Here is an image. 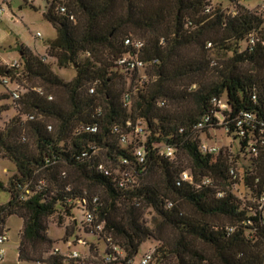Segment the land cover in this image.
I'll list each match as a JSON object with an SVG mask.
<instances>
[{"label": "trees", "instance_id": "1", "mask_svg": "<svg viewBox=\"0 0 264 264\" xmlns=\"http://www.w3.org/2000/svg\"><path fill=\"white\" fill-rule=\"evenodd\" d=\"M42 1L43 17L56 31L46 51L54 62L46 63L21 46L20 69L0 64V102L9 99L17 110L0 128V154L17 171L5 189L10 199L0 205V234L6 217L23 219L18 261L104 264L112 243L123 256L106 264H129L140 245L154 239L158 244L151 264H264V224L256 211V201L264 195V145L251 157L236 134V117L243 111L255 117V133L264 126V15L259 7L250 10L239 0H230L229 8L212 6L208 0ZM126 38L144 43L138 56L142 69H151L149 76H138L134 94L131 88L123 92L116 86L122 74L140 71L118 64L120 58L136 54L124 44ZM53 66L73 67L74 78L64 82ZM2 78L21 84L18 99L12 98ZM32 79L41 84H23ZM33 88L42 89L43 95ZM127 93L130 105L124 106ZM214 99L227 108L215 106ZM7 109L0 105V114ZM207 116L210 121L198 129ZM89 124L97 125L95 133L82 131ZM138 127L141 132H136ZM215 128L238 139L241 152L249 157L241 178L244 199L232 191L239 182L229 176L234 167L229 158L220 151L202 152V142L193 138ZM169 147L173 158L166 156ZM100 150L118 166L117 174L98 160ZM178 151L186 155L188 168L175 164ZM63 164L77 170L75 182L66 180V171L59 169ZM99 164L110 168L111 174L99 173ZM183 171L192 175V185L180 181ZM155 172L158 179H145ZM121 173L130 180L124 186L119 185ZM203 179L211 185H202ZM83 180L99 194L86 190ZM217 191L224 195L217 197ZM93 197L98 198L94 221L88 224L83 219L82 226L105 242L104 256L98 262L59 252L43 256L52 245L49 219H73L74 210L93 209ZM144 208L154 214L150 222L144 218ZM213 216L230 222L213 224ZM165 229L172 236L165 237ZM71 235L66 231L67 237ZM92 249L97 252L91 244Z\"/></svg>", "mask_w": 264, "mask_h": 264}, {"label": "rangeland", "instance_id": "2", "mask_svg": "<svg viewBox=\"0 0 264 264\" xmlns=\"http://www.w3.org/2000/svg\"><path fill=\"white\" fill-rule=\"evenodd\" d=\"M212 6L221 4L224 8H229L230 0H208ZM240 5L250 9H258L259 6L264 4V0H239ZM0 6L3 7L4 12L0 17V64H9L13 61L20 62L19 47L24 46L30 49L40 59H45L46 63H53L54 59L47 56V45L49 41H52L56 37V31L50 23H48L44 17L45 3L42 0H35L32 4H26L21 0H8L7 3H3L0 0ZM264 26V25H263ZM40 37H37V34ZM133 38H138L135 35H131ZM54 72L64 82L71 81L75 76L73 67L68 68H57L53 66ZM151 74V69L145 67L135 75L122 74L116 86L122 88L123 92L131 88L133 94L135 89L133 84L136 83L138 76ZM134 76V78H132ZM37 80H29L28 82L23 81V84L28 86L39 85ZM41 84V83H40ZM13 87V86H11ZM0 93H3L2 89ZM0 105L7 106V110L0 114V128L3 127L4 123L17 114V110L14 108V104L9 99H4L0 102ZM50 124H53L51 120H47ZM193 138L199 142L215 146L219 151L229 158V164L234 166L238 174L237 180H241L244 172V168L250 165L249 157H245L241 152V145L238 139H234L233 136L226 134L222 128L209 129L208 131H201L194 134ZM142 139V136L139 137ZM110 142H114L111 140ZM129 142H133V138L129 139ZM116 144V143H115ZM98 160L104 162L106 165L111 167V170L117 174L118 166L108 162L104 150H100L97 154ZM175 164L180 169L188 168L186 155L182 151H178L175 159ZM60 170H65L67 173V181L70 183L75 182L78 178V172L75 168L61 165ZM17 173L16 167L13 162L8 160L6 157L0 154V183L3 188H0V205L5 204L10 199V194L5 190L9 179ZM159 178V173L155 172L145 177V179ZM91 193L99 194L100 190L92 185H89L86 180H83ZM232 191L236 196L241 199L246 198V191L244 189L242 181L239 182L238 186H233ZM182 208L190 212L191 208L187 204H183ZM144 218L150 222L151 217L154 214L150 209H143ZM74 218L63 217L62 221H59L56 217L50 218L48 221L47 234L52 240V245L48 249L47 253L52 254L54 250H57L61 255L69 254L72 251H76L83 258H88L89 261L98 262L101 257L104 256L106 250V244L104 241L98 239L97 235L90 232L89 229L83 228L82 221L84 219V211L74 210ZM213 224H228L230 220L223 216L210 217ZM73 221L76 222L74 225ZM23 228V219L17 215H10L6 217L3 233L7 237V241L1 245L0 248L4 249L3 259L0 264H26L18 261V245L20 241V233ZM67 232H73V235L66 236ZM170 229H165L164 236H172ZM75 238L79 239L75 243ZM77 239V240H78ZM70 243V246H68ZM94 245L97 252L92 249L89 251L90 245ZM158 242L154 239L143 242L138 250V253L133 258L134 264H139L141 258L148 250L153 249L157 246Z\"/></svg>", "mask_w": 264, "mask_h": 264}, {"label": "built area", "instance_id": "3", "mask_svg": "<svg viewBox=\"0 0 264 264\" xmlns=\"http://www.w3.org/2000/svg\"><path fill=\"white\" fill-rule=\"evenodd\" d=\"M3 3H7L8 0H1ZM26 4H32L35 0H21ZM60 2H65L67 0H59ZM61 12H64V8L61 7L60 8ZM208 11V9H207ZM258 11L264 15V4L259 6ZM4 12V9L2 6H0V17L2 16ZM232 15L235 14V11L232 10L230 12ZM37 37H40V34H37ZM249 42L251 45H253L255 43V38L253 35L250 36L249 38ZM124 44L127 46H131L134 48L136 54H134L133 56H129V57H122L118 60V64L127 68L129 71H134V70H141L143 67V62L140 60L138 53L142 50L144 43L140 40H135V39H131V38H126L124 40ZM264 45V44H263ZM208 47H210V44H208ZM4 66H7V68L10 69H20V62L19 61H13L9 64H4ZM1 83L4 86H7L11 92L12 98L13 99H18L21 90L23 89V87L21 86V84H19L16 81L11 82V80L9 78H2L1 79ZM13 86V87H11ZM34 91H36L38 94L43 95V91L40 88H33ZM90 92H93V89H90ZM130 95L127 93L123 96V102H124V106H129L130 105ZM48 100H52V96H47ZM213 103L215 106H218L220 109H226L227 105L222 101V100H213ZM211 116V115H210ZM210 116H207L204 118V120L199 123L197 125L198 129H202L206 126V124L210 121ZM29 119H33L32 116L29 117ZM255 117L249 113V112H240L237 117H236V126L238 128L237 131V135L239 137L240 140L245 141L246 144V152L249 154V156L251 157H255L257 156L259 149L264 145V126H262L258 133H255L254 129H255ZM48 130H51V126H48ZM83 132H87V133H95L97 131V125L96 124H89L85 127L82 128ZM136 132H141V128H136ZM200 149L202 152H214L217 153L219 152V149L215 146H210L208 144L205 143H201L200 145ZM137 156L139 157L140 161L143 160V155L141 153V151H137ZM166 156L169 158H173L174 157V150L169 147L167 148L166 151ZM124 164H126V161H123ZM97 171L99 173H101L104 176H109L111 174V170L110 168L106 167L103 164H99L97 166ZM62 176H65V173H61ZM127 173H121L119 174L120 176V180H119V185L120 186H124L125 182H129V178L127 177ZM229 176L231 177V180L233 181H238V174L236 172V170H234V167L231 168L229 170ZM180 181L181 182H187L189 184H193V177L190 174L189 171H183L181 173L180 176ZM42 180L39 181V185H43ZM202 185L204 186H208L211 185L210 180L208 179H203L201 182ZM69 188H67L68 190ZM26 192H28L26 190ZM217 197H222L224 195L223 191H217L216 192ZM84 203H86L85 200H83ZM98 203V198L97 197H93L91 200V204L93 205V209H84V221L88 224L92 223L94 221V209H96ZM171 205V204H169ZM256 211L261 215V219H262V223L264 224V195H262L261 197L258 198V200L256 201ZM95 229L100 230L101 226L97 225L94 226ZM229 233H231L233 231L232 228H228ZM7 241V237L4 235V233L0 234V244L3 245L5 242ZM109 241V240H108ZM68 246H70V243H68ZM109 249L111 250V254L110 255H106L103 258V263H110L111 260H113L115 258V256H123V253L121 251V249H119L116 245L109 243ZM154 248L148 250V252H146L144 254V256L141 258L140 263L139 264H151L153 261V256H154ZM57 250H54V253H57ZM4 256V249L0 248V261L3 259ZM65 256L69 257V258H83L79 253H77L76 251H72L69 254H66ZM129 264H134L133 261H128Z\"/></svg>", "mask_w": 264, "mask_h": 264}]
</instances>
